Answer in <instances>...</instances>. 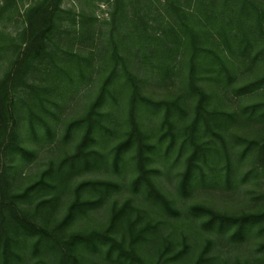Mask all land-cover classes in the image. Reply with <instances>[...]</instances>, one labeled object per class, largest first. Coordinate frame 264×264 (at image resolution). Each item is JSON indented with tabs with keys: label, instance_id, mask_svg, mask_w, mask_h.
Wrapping results in <instances>:
<instances>
[{
	"label": "trees",
	"instance_id": "16d2710c",
	"mask_svg": "<svg viewBox=\"0 0 264 264\" xmlns=\"http://www.w3.org/2000/svg\"><path fill=\"white\" fill-rule=\"evenodd\" d=\"M97 1L110 10L102 30H96V97L65 126V140L80 134L72 153L51 164L23 193L10 194L8 176L0 174V264H13L16 248L31 239L37 251L43 245L54 253V264H81L79 250L102 247L116 264L182 259L188 247L175 250L168 240L155 243V260L140 254L157 225L145 220L144 208L132 197L120 206L113 203L103 230L62 237L76 217L117 194L120 185L111 180L74 185L63 218L50 231L19 206L31 193L48 197L36 205V218L45 204L57 203V192L67 191L74 177L108 164L115 172L131 170L132 196L176 217L174 201L156 184L158 170L151 166L157 153L168 156L174 149L175 163H183L177 187L181 196L211 180L232 186L235 176L236 183L252 181L260 188L254 211L232 215L194 204L189 215L205 231L228 234L233 241L259 237L262 257L255 264H264V0ZM63 3L0 0V164L11 153L31 155L18 137V114L31 138L39 132L53 136L45 116L51 112L44 105L49 88L63 87L77 75L83 79L86 67H92L91 53L61 47L83 34L86 21L83 12ZM14 23L20 24L15 33L10 31ZM150 79L177 92L154 99L144 90ZM233 101L236 108L230 106ZM152 116L158 121L149 131L144 124ZM105 137L118 140L108 151L102 146ZM235 155L240 164L249 161L247 170L232 169ZM68 162L70 171L64 172ZM208 250L203 248L194 264L208 262Z\"/></svg>",
	"mask_w": 264,
	"mask_h": 264
},
{
	"label": "rangeland",
	"instance_id": "374dc122",
	"mask_svg": "<svg viewBox=\"0 0 264 264\" xmlns=\"http://www.w3.org/2000/svg\"><path fill=\"white\" fill-rule=\"evenodd\" d=\"M63 7L74 9L76 12H83L86 21L82 24L83 34L76 38L72 37L71 41L63 42L61 47L84 56H90L91 53L93 57L92 67H86L83 79L77 75L72 81H67L63 87H50L48 95H45L49 101L44 105L51 112L45 116L52 127L53 136H42L39 132V137L31 138L21 117H19L21 113L18 114V121L21 122L17 127L18 137L21 140V146L31 155L23 156L21 153H11L6 158L2 157L0 174H7L10 182V194L23 193L28 186L39 179L40 175L51 164H57L60 159L72 153L80 139V134H72L71 138L65 140V126L69 121L82 116L96 97V30H102L104 26L102 23L109 19L110 8L107 4L97 0H64ZM16 27L20 28V24L14 23L10 27V31L15 33ZM73 71L77 74L76 70ZM37 83L41 84L40 80ZM144 90L147 95L159 100L171 97L173 93L177 92V87L162 85L154 79H150ZM236 105L235 101L230 104L232 108H236ZM157 121L158 117L148 118L145 121L144 129L151 131ZM102 141L104 151H108L109 147L118 140L105 137ZM176 151V149L172 150L168 156L159 152L154 156V161L151 163V166L158 170V175L155 177L156 184L174 201L179 212L176 217H169L157 205L144 202L139 196H132L129 187L133 177L131 170L123 169L115 172L108 164L74 177L70 181L67 191H61V188L57 192L59 194L57 203L48 202L45 204L38 210L36 218H33L32 215L36 211V205L41 199L48 197L39 198L35 193H31L30 197L19 202V206L21 210L23 209L30 214L29 218L33 223L50 231L63 218L72 198L69 190L74 185L89 179L111 180L120 185L117 194L102 200L96 209L88 211L86 215L76 217L61 233L63 238L72 232L88 233L103 230L108 224L113 203L116 201L120 206L125 200L132 197L136 204L144 208L145 220L157 225L155 234H150L148 242L139 248L140 254L145 259L155 260L157 249L155 243L162 246L164 241L168 240L173 244L175 250H179L185 245L188 247L185 257L168 264H194L202 249L206 247L209 248L206 255V259L209 261L204 264H255L257 258L262 257V254L257 252L258 242L261 241L259 237L249 236L245 240L237 242L231 240L228 234L220 235L215 231L207 232L201 228L199 219L189 215V209L194 204H201L217 212L232 215L254 211L258 209L255 197H258L260 188L252 181H246L243 184L236 183L237 178L235 176L232 178V183H234L232 186L223 181L214 184L211 180L204 185L205 187L191 191L187 196H181L177 187L179 183L178 173L182 171L183 163L182 160L175 163ZM236 156L231 157V165H234L232 169L247 170L250 165L249 161L240 164L237 162ZM221 159L225 161L224 157ZM224 161H222V165ZM65 171H70L69 162L64 167ZM22 241L25 245L21 244V248H16L13 264H54V253L50 252L48 248L39 245L37 251L34 239ZM96 250L98 251H92L91 248L79 250L78 256L81 264H116L112 258L109 259L105 254L106 248L102 247Z\"/></svg>",
	"mask_w": 264,
	"mask_h": 264
}]
</instances>
